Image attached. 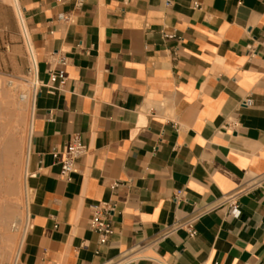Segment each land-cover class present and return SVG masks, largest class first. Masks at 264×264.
<instances>
[{"label":"crops","instance_id":"0c3cea01","mask_svg":"<svg viewBox=\"0 0 264 264\" xmlns=\"http://www.w3.org/2000/svg\"><path fill=\"white\" fill-rule=\"evenodd\" d=\"M18 3L40 87L16 264H264V0ZM72 134L88 151L66 180L52 152ZM195 214V236H162Z\"/></svg>","mask_w":264,"mask_h":264},{"label":"rangeland","instance_id":"374dc122","mask_svg":"<svg viewBox=\"0 0 264 264\" xmlns=\"http://www.w3.org/2000/svg\"><path fill=\"white\" fill-rule=\"evenodd\" d=\"M15 6L13 0H0V264L17 262L15 253L24 236L29 201L25 151L30 137L34 62ZM25 92L27 102L19 97ZM16 219L20 223L14 230L11 224Z\"/></svg>","mask_w":264,"mask_h":264},{"label":"built area","instance_id":"2783aa9c","mask_svg":"<svg viewBox=\"0 0 264 264\" xmlns=\"http://www.w3.org/2000/svg\"><path fill=\"white\" fill-rule=\"evenodd\" d=\"M81 1H78V4H80ZM167 36V35H166ZM167 37H174V35H168ZM248 51L250 50V46L248 45ZM58 64L62 65L65 63V60L63 57H58L57 61ZM66 76L64 73V70L62 68H54L48 71V80L46 87H49L52 90L58 89L63 85L65 82ZM40 87V84L37 82L35 84H32V97L33 100L36 97L38 93V88ZM252 104L251 97H245L241 102V106H250ZM88 151L86 145H84L79 135L72 134L64 146V148L60 151H53L52 156L55 160V162L59 165V176L63 179H68L69 175L75 170L76 160L86 154ZM180 191H177L174 194V198L178 199L181 195ZM231 198H226L227 200H230ZM225 200V199H224ZM114 211V205L111 202H100L96 206L91 208V218L89 220L90 228L97 234L98 236V243L104 244L107 241V237L112 233V225L109 220V217ZM227 215H232L234 217H238L240 215V210L238 207L237 200H233L228 204V210ZM198 214L192 215L188 218H186L183 221H174L168 229H166L162 236L167 234L168 232L172 230H176L179 228H182L186 231L187 235L189 237H193L196 234V231L193 226V222L198 217ZM30 227V216L28 213L27 208V216L25 220L24 225V231ZM118 262H114L111 264H118Z\"/></svg>","mask_w":264,"mask_h":264},{"label":"bare ground","instance_id":"6f19581e","mask_svg":"<svg viewBox=\"0 0 264 264\" xmlns=\"http://www.w3.org/2000/svg\"><path fill=\"white\" fill-rule=\"evenodd\" d=\"M15 3H16V6L15 7H17V13H18V16H19V19H20V21H21V23H22V29H23V27L25 28V31H26V35H27V37H29V35H28V31H27V29H26V25H25V19H24V17H23V14H22V10H21V8H20V5H19V3H18V0H13ZM24 31V30H23ZM28 45H29V47H30V50H31V52H32V46H31V43L30 42H28ZM32 58H33V66H32V68H33V71H34V80H35V83H37V77H36V61H35V58H34V56H32ZM32 61V60H31ZM33 81L31 82V85L32 84H35ZM30 96V95H29ZM20 99L22 100V101H26L27 102V100H28V93L27 92H25V93H22V94H20ZM33 101V97H32V95H31V102ZM28 151V150H27ZM27 151H25L26 153H25V158H26V160H28L27 159V157H28V153H27ZM24 158V157H23ZM26 162V161H25ZM27 166V165H26ZM26 166H24V168L26 167ZM24 172H25V170H24ZM26 172H27V170H26ZM25 184H26V182H25ZM24 184V185H25ZM25 186H27V185H25ZM28 191V190H27ZM29 193V192H28ZM19 218V217H18ZM20 223V221L18 220V219H16L15 220V223H13V224H11V226L13 227V229L14 230H17L18 228H17V226L16 225H18ZM24 233H25V231H24ZM24 233H22V234H24ZM22 238V237H21ZM21 241V240H20ZM21 243V242H20ZM19 246H20V244H19ZM18 252H19V250H17V252L15 253V254H18ZM16 259H17V256H16ZM15 261H17V260H15ZM17 263V262H16Z\"/></svg>","mask_w":264,"mask_h":264}]
</instances>
